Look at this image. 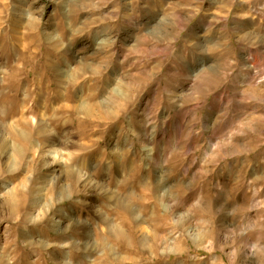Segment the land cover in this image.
Returning a JSON list of instances; mask_svg holds the SVG:
<instances>
[{"label": "clouds", "instance_id": "obj_1", "mask_svg": "<svg viewBox=\"0 0 264 264\" xmlns=\"http://www.w3.org/2000/svg\"><path fill=\"white\" fill-rule=\"evenodd\" d=\"M261 189L264 0H0V264H264Z\"/></svg>", "mask_w": 264, "mask_h": 264}, {"label": "rangeland", "instance_id": "obj_2", "mask_svg": "<svg viewBox=\"0 0 264 264\" xmlns=\"http://www.w3.org/2000/svg\"><path fill=\"white\" fill-rule=\"evenodd\" d=\"M50 8H46V12L50 11ZM25 49L28 48V42L25 41L24 45ZM33 53L36 51L35 49L31 50ZM21 118L23 119H35L33 115L30 114L29 109L27 107H24L21 109L20 113ZM261 194L264 195V189H261ZM243 197V190H241L240 193L237 194V199L240 200ZM167 229L160 228L156 232V238L160 242V246L163 247L165 244H169V242L172 240L171 237H168L167 235ZM176 247L178 249L179 254L176 257H172L168 260H161L159 256H157L155 259L148 261V264H179V261L185 259V250L187 247H190L189 245L185 244V241L177 239L176 241ZM126 252L127 260L126 264H142V261H139L136 259L138 255H144L143 253H138L135 249L129 248V249H122ZM198 255L204 256V252H199ZM191 264V262H189ZM199 264H209L207 256H205V260H202L199 262Z\"/></svg>", "mask_w": 264, "mask_h": 264}]
</instances>
